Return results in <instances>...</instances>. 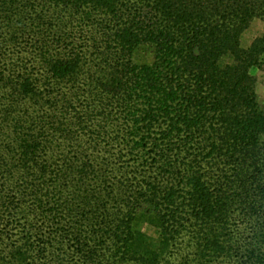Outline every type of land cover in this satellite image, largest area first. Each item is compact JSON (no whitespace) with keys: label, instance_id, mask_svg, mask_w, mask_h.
I'll return each instance as SVG.
<instances>
[{"label":"trees","instance_id":"obj_1","mask_svg":"<svg viewBox=\"0 0 264 264\" xmlns=\"http://www.w3.org/2000/svg\"><path fill=\"white\" fill-rule=\"evenodd\" d=\"M255 18L264 0H0V262L264 264Z\"/></svg>","mask_w":264,"mask_h":264},{"label":"rangeland","instance_id":"obj_2","mask_svg":"<svg viewBox=\"0 0 264 264\" xmlns=\"http://www.w3.org/2000/svg\"><path fill=\"white\" fill-rule=\"evenodd\" d=\"M264 33V19L255 18L251 21L250 25L241 34V46L249 47L253 40ZM137 59L140 61L152 60V54L150 50L140 51L137 55ZM231 60L230 57H225V61ZM251 73L256 78V92L258 101L264 110V54L262 55V61L259 65L251 68ZM140 229L146 234L147 237L152 239L154 242H158L160 236V229L156 225L154 218L149 217L148 220H143L139 225ZM0 264H4L0 262Z\"/></svg>","mask_w":264,"mask_h":264}]
</instances>
